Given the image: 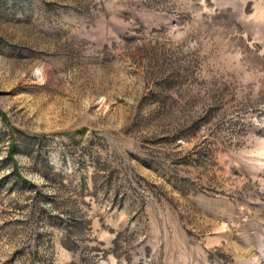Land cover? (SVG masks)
<instances>
[{"label":"rangeland","instance_id":"rangeland-1","mask_svg":"<svg viewBox=\"0 0 264 264\" xmlns=\"http://www.w3.org/2000/svg\"><path fill=\"white\" fill-rule=\"evenodd\" d=\"M0 264H264V0H0Z\"/></svg>","mask_w":264,"mask_h":264}]
</instances>
